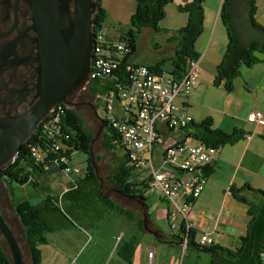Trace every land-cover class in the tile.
Segmentation results:
<instances>
[{"label": "trees", "instance_id": "obj_1", "mask_svg": "<svg viewBox=\"0 0 264 264\" xmlns=\"http://www.w3.org/2000/svg\"><path fill=\"white\" fill-rule=\"evenodd\" d=\"M171 1L173 0H135L130 26L118 37V40L126 42L127 53L115 72L87 83L90 94L98 98L94 104L96 107L100 106V96L111 89L116 91V84L125 81L126 67L132 63L130 59L136 50L140 31L143 28L161 30L158 22L165 14V5ZM204 1L190 0L178 5L180 11L187 13V21L178 29L170 30L171 35L167 38L174 45L173 54L167 58L170 61L168 71L176 78L184 75L190 60L199 59L194 44L203 30ZM96 3L92 16L93 33L102 30L106 18L101 0H97ZM256 9V0H222L219 15L226 30L227 44L216 66L212 81L214 86L222 85L226 91H230L233 79L239 75V67L242 64L250 66L258 62L259 58L255 53L264 52V25L257 21ZM162 63L163 61H158L147 66L155 71H161ZM61 119V128L67 135L61 140L71 149L61 148L56 151L57 153L48 149L42 162L35 163L29 146L36 145L44 149L52 141V138H42L38 125L21 144L15 158L1 166V174L7 180L19 184L30 183L36 191L43 192L42 199L37 203H31L25 198L11 199L15 216L25 232V243L33 264L39 261V245L46 242L48 233L56 228L71 225L90 209L103 214L107 206H112V201L100 192V179L91 163V132L85 128L82 119L70 107L63 110ZM103 121L106 124L101 145L113 151V155L115 149L119 151L112 160L107 180L123 194L144 195L149 188V176L144 177V171L130 163L116 129L106 119ZM189 128H191L189 133L197 140L212 146L231 144L244 136V131L241 129L235 128L231 132H225L212 128L210 117L197 124L192 122ZM73 151H81L87 155L85 171L76 180L70 182L65 191L55 193L49 176L61 170L58 155L65 154L71 157ZM142 176L143 178H140ZM42 177L44 180H41ZM230 192L234 199L247 206L249 216L246 232L240 237L239 245L234 249L221 245H199L194 242V231L191 229L188 246L193 245L207 251L210 255L209 264H261L259 255L264 248V192L248 185L241 188L231 187ZM140 224L142 225V219ZM121 240L118 243V253L125 262L130 263L135 252L136 240L134 237ZM0 264H11L9 254L1 241Z\"/></svg>", "mask_w": 264, "mask_h": 264}, {"label": "built area", "instance_id": "obj_2", "mask_svg": "<svg viewBox=\"0 0 264 264\" xmlns=\"http://www.w3.org/2000/svg\"><path fill=\"white\" fill-rule=\"evenodd\" d=\"M127 53L124 40L107 38L102 30L93 33V47L87 82L111 75L118 68ZM199 75L198 60H190L186 72L176 78L168 70L155 71L147 64L130 63L126 67V79L100 96L101 118L106 119L119 134L123 151L135 167L149 176V190L157 189L169 204L170 228L178 237L182 249L188 246L192 229L189 214L193 200L199 196L206 182L207 167L220 148L197 140L189 133L192 116L180 107L176 98L187 95ZM68 106L64 103L53 105L40 122L42 138H52L44 149L30 145L29 150L35 163L42 162L45 152L50 149H71L62 143V113ZM248 118L264 126V115L252 110ZM164 131L175 132L164 138ZM16 156V154H15ZM13 157V159L15 158ZM12 159V160H13ZM60 171L64 174H79L81 168L70 164V157L58 155ZM51 184L58 193L67 188L60 187L56 179ZM195 243L219 245L216 237L200 232ZM148 256H152L149 252ZM264 264V248L260 252Z\"/></svg>", "mask_w": 264, "mask_h": 264}, {"label": "crops", "instance_id": "obj_3", "mask_svg": "<svg viewBox=\"0 0 264 264\" xmlns=\"http://www.w3.org/2000/svg\"><path fill=\"white\" fill-rule=\"evenodd\" d=\"M187 1L190 0H176L170 9L177 10L179 4ZM206 2L207 0L203 2V30L194 44L199 54V75L191 91L184 97H179L177 104L192 116L196 124L210 117L212 128L225 132H231L237 128L244 131V136L234 143L220 146L215 159L209 164L203 190L193 200L189 218L194 231L193 240L197 239L200 232H205L216 237L222 247L234 249L239 245L240 237L246 232L249 216L247 206L233 198L230 188H241L248 185L264 192V126H259L248 118L252 110H259L264 115V52L255 53L259 58L258 62L250 66L242 64L239 67V75L233 79L230 91H226L222 85L214 86L212 81L216 66L226 49L227 34L219 15L222 0H216L213 7L208 6L209 10L205 7ZM167 6L166 4L164 7L165 11H167ZM261 11H263L261 16H263L264 23V9ZM174 19V25L166 26L171 31L186 23L187 13L179 11L178 15H174ZM132 57L131 62L141 63L133 60ZM207 98H210V102L206 100ZM175 132L164 131L162 136L167 138L169 135L173 136ZM59 172L63 173L58 171L49 177L56 179L60 187L67 188L72 181L64 173L61 174L60 179ZM81 173L82 169L79 174L72 175H78V178ZM150 192L151 190L147 189L141 196L124 194L128 199H143L142 201L146 203V217L148 215L147 220L150 222V229H143L140 224L141 216H138L136 211L134 214L129 210L128 217L132 216L129 219H134L135 222L127 238L134 237L138 241L143 238L144 234L154 235L152 240L158 238V242L165 243L166 247L174 246L179 251L182 247L178 237L172 231L171 234L164 235L151 218V214L155 211L158 217L162 214L168 217L169 208L166 209L162 201L166 199L159 192L157 193L158 201L154 199L153 203L147 205ZM142 212L143 216L144 209ZM149 252H152L151 257L148 256ZM157 254L158 252L153 247L144 246L140 251V264H161ZM134 255L130 263L126 262L127 264H133Z\"/></svg>", "mask_w": 264, "mask_h": 264}, {"label": "rangeland", "instance_id": "obj_4", "mask_svg": "<svg viewBox=\"0 0 264 264\" xmlns=\"http://www.w3.org/2000/svg\"><path fill=\"white\" fill-rule=\"evenodd\" d=\"M175 3L176 0H173L167 4V11H165L163 18L158 22L161 30L154 31L150 28H143L140 31L136 50L132 57L133 60L141 62L139 64H152L163 61L162 69L168 70L170 68V61L167 58L173 54L174 45L167 41L171 33L166 26L174 25V15H178L180 11L179 9H170L171 5ZM101 4L106 11L102 31L107 38L118 40L120 33L130 26V16L134 11L135 0H101ZM215 4L216 0H207L205 7L209 10L208 6L213 7ZM256 5L257 21L264 24L262 21L263 16H261L263 14L261 10L264 9V0H257ZM84 86L86 87L84 90L86 100L89 104H82L75 108L70 106V108L82 119L85 128L92 134L91 163L100 179V192L112 201V206H107L103 214L90 209L71 225L65 228H56L48 233L46 242L39 245L40 257L37 264H127L118 253V243L120 239H126L129 232L134 228L135 221H133L134 219H129L132 216L128 217V211L130 210L134 214L136 211L138 216L142 217H140V220L142 219V228L150 229V222L147 220L148 215L146 218L142 216L144 209L142 200L128 199L107 180L112 160L119 151L115 149L113 155V151L107 150L101 145L105 127H103L102 121L96 117L92 107L95 106L94 104L98 98L90 94L87 84ZM206 100L210 102V98ZM175 102L178 103L179 98H176ZM211 102L214 104L212 98ZM95 108L101 116V107L98 105ZM70 164L78 165L82 169L81 176L87 165V155L81 151H73ZM61 174L63 173L59 172V178ZM77 176L69 174L67 178L73 181L77 179ZM41 180H44V177ZM4 182V186L0 188V208L3 210L6 221L10 225L21 248L24 264H33L26 247L25 232L15 216L11 199L25 198L31 203H37L42 199L43 192L36 191L30 183L19 184L6 178ZM55 193L57 192L55 191ZM157 193H159L157 189H152L148 193L150 199H147V205L153 203L154 199L158 201ZM162 201L166 209L167 207L169 208L167 200ZM151 218L164 235L171 234L170 221L166 214L158 217L155 211L151 214ZM153 236L144 234L143 238L136 241L133 264H140V251L144 246L153 247L158 252L157 256L160 258L161 264L162 262H164L163 264H209L210 255L207 251L194 246H188L185 250L179 249L178 251L174 246L166 247L165 243L158 242L156 237V240H152ZM0 241L9 254L7 243L1 232Z\"/></svg>", "mask_w": 264, "mask_h": 264}, {"label": "water", "instance_id": "obj_5", "mask_svg": "<svg viewBox=\"0 0 264 264\" xmlns=\"http://www.w3.org/2000/svg\"><path fill=\"white\" fill-rule=\"evenodd\" d=\"M26 1L32 7L35 23L41 31L40 97L24 116L0 122V167L12 161L21 143L53 105L61 102L71 106L68 95L87 82L90 71L93 47V26L92 32L90 26L97 0ZM70 2H73V10ZM92 107L104 127L106 123L95 106ZM142 204L146 218V203L142 201ZM0 232L7 243L11 264H24L21 248L1 212Z\"/></svg>", "mask_w": 264, "mask_h": 264}, {"label": "flooded vegetation", "instance_id": "obj_6", "mask_svg": "<svg viewBox=\"0 0 264 264\" xmlns=\"http://www.w3.org/2000/svg\"><path fill=\"white\" fill-rule=\"evenodd\" d=\"M70 9L73 10V2H70ZM41 48V31L37 28L30 4L26 0H0V122L24 116L38 101ZM85 84L76 87L68 95L67 99L73 108L89 104L84 91ZM4 181L0 167V188L4 186ZM0 212L6 221L1 208Z\"/></svg>", "mask_w": 264, "mask_h": 264}, {"label": "bare ground", "instance_id": "obj_7", "mask_svg": "<svg viewBox=\"0 0 264 264\" xmlns=\"http://www.w3.org/2000/svg\"><path fill=\"white\" fill-rule=\"evenodd\" d=\"M37 127V126H36Z\"/></svg>", "mask_w": 264, "mask_h": 264}]
</instances>
